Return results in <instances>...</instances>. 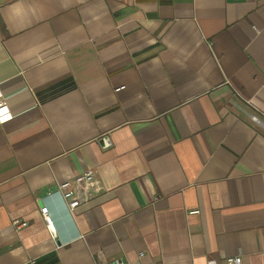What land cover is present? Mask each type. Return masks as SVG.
I'll return each mask as SVG.
<instances>
[{"label": "crops", "instance_id": "1", "mask_svg": "<svg viewBox=\"0 0 264 264\" xmlns=\"http://www.w3.org/2000/svg\"><path fill=\"white\" fill-rule=\"evenodd\" d=\"M0 96V264H264V0H0Z\"/></svg>", "mask_w": 264, "mask_h": 264}, {"label": "built area", "instance_id": "2", "mask_svg": "<svg viewBox=\"0 0 264 264\" xmlns=\"http://www.w3.org/2000/svg\"><path fill=\"white\" fill-rule=\"evenodd\" d=\"M118 89V91L122 90ZM12 114L7 105V100L0 96V122H5L10 119ZM251 120L255 123L262 124V120L252 115ZM101 191L100 181L94 170L85 171L83 174L78 175L72 179L62 182L57 189L42 199L43 205L40 208V213L47 223V226L51 229L54 238L57 237L55 221L52 217L50 209L48 207V201L50 199L60 201L67 209L68 214L74 218V212L79 208H86L99 196ZM199 211H193L191 214H197ZM15 224L19 227H24L27 223ZM144 256V253H141ZM227 264H242V257H228L226 259ZM112 264H131L125 259H117ZM209 264H217L216 261H210Z\"/></svg>", "mask_w": 264, "mask_h": 264}, {"label": "water", "instance_id": "3", "mask_svg": "<svg viewBox=\"0 0 264 264\" xmlns=\"http://www.w3.org/2000/svg\"><path fill=\"white\" fill-rule=\"evenodd\" d=\"M105 141H106V142H109V141H108V139H107V140H105Z\"/></svg>", "mask_w": 264, "mask_h": 264}]
</instances>
